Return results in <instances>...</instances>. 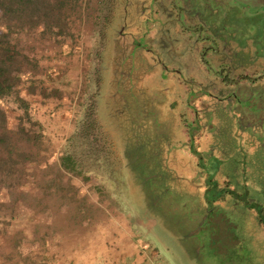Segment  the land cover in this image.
Here are the masks:
<instances>
[{"label": "rangeland", "instance_id": "1", "mask_svg": "<svg viewBox=\"0 0 264 264\" xmlns=\"http://www.w3.org/2000/svg\"><path fill=\"white\" fill-rule=\"evenodd\" d=\"M62 15L11 36L29 115L14 95L0 106L34 138L0 153V264L35 218L104 233L127 217L156 264H221L226 234L264 250V0H67Z\"/></svg>", "mask_w": 264, "mask_h": 264}, {"label": "crops", "instance_id": "2", "mask_svg": "<svg viewBox=\"0 0 264 264\" xmlns=\"http://www.w3.org/2000/svg\"><path fill=\"white\" fill-rule=\"evenodd\" d=\"M110 219L108 224L110 231L100 233L102 225L91 226L90 232L83 230L89 220L86 218L82 220L83 224L65 232L56 230L52 222L46 231L40 227L41 221L35 218L36 231L30 232L31 230H28L30 228L26 229L24 226V235L16 242L18 243L17 257L8 260L5 264H156L153 259L150 261L154 254L153 250L148 251L147 247L142 248L143 238L131 231V222L127 217L112 215ZM24 221L28 222V220ZM38 228L40 231L37 232ZM260 228L263 227L260 226ZM260 233L257 232L258 235ZM242 241L244 249L249 244L260 255L264 252L256 246L258 242L253 234L249 237L243 236ZM13 255L11 253V256ZM258 257L255 258V262L259 261ZM160 261L157 264L166 263L163 260Z\"/></svg>", "mask_w": 264, "mask_h": 264}, {"label": "trees", "instance_id": "3", "mask_svg": "<svg viewBox=\"0 0 264 264\" xmlns=\"http://www.w3.org/2000/svg\"><path fill=\"white\" fill-rule=\"evenodd\" d=\"M66 4L67 0H0V27L4 28L3 31L0 30V98L14 95L16 101L25 109L26 115H29L28 102L19 94L16 84L20 80V74L25 70L27 58L17 49V46L11 40V36L18 33L27 23L33 25L37 22L45 21L49 29H52L53 23H60L63 21L62 11ZM59 28V32L57 33H64V29L61 27ZM32 89L33 88H31V91ZM245 112V118L248 120L259 117V115L251 114L248 110ZM18 126V130H12L9 127L8 114L0 106V153L6 152L8 158L11 160H13L12 157L16 154L15 151H18L14 144L15 136L21 134L29 141L34 138V134L23 126L22 122L19 123ZM36 137L39 138L37 135ZM260 139L263 140L264 138L260 137ZM17 155L24 160L33 158L31 154L25 152H19ZM4 162L6 161L0 159L1 165ZM213 201H215V199H213L212 202ZM204 220L208 222L209 217L205 216ZM204 220L202 223L205 222ZM242 237L243 236H237L235 241L231 242L226 234V236L222 238L227 240H222L221 238V240L218 239L219 241L217 240L214 242L213 246H217L221 252H214L211 255L213 260L218 258L221 264H246L247 256L242 255V253H245ZM200 246H202V244H200ZM236 256H238V260H236Z\"/></svg>", "mask_w": 264, "mask_h": 264}]
</instances>
